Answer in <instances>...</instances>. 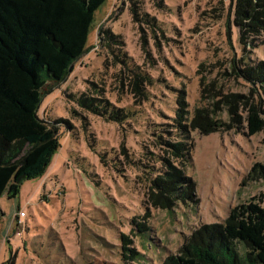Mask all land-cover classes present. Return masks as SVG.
Returning <instances> with one entry per match:
<instances>
[{"label": "rangeland", "instance_id": "obj_1", "mask_svg": "<svg viewBox=\"0 0 264 264\" xmlns=\"http://www.w3.org/2000/svg\"><path fill=\"white\" fill-rule=\"evenodd\" d=\"M257 3L245 13L238 0L102 4L84 55L44 87L38 117L64 120L59 149L16 198H0V264H163L232 207L264 206V178L244 180L253 164L264 165V94L248 75L264 65ZM251 107L263 119L255 135ZM201 109L217 130L196 127ZM182 135L192 148L180 165L166 142ZM167 162L184 169L195 191L165 209L151 180Z\"/></svg>", "mask_w": 264, "mask_h": 264}, {"label": "trees", "instance_id": "obj_2", "mask_svg": "<svg viewBox=\"0 0 264 264\" xmlns=\"http://www.w3.org/2000/svg\"><path fill=\"white\" fill-rule=\"evenodd\" d=\"M106 1L0 0V198L5 193L16 198L23 182L41 176L59 149V124L64 120L51 123L38 117L44 87L63 81L84 55L96 11ZM252 1L238 0L239 11L245 13ZM248 71L264 94V65ZM178 104L176 122L182 131L187 103L180 97ZM202 112L197 110L196 127L203 133L217 130L213 129L215 122L200 119ZM262 125L263 119L251 107L250 134H257ZM180 138L166 144L182 165L189 160L192 145L183 135ZM179 164L168 163L151 180L152 191L165 199V209L176 201L194 199L195 185ZM260 178H264V165L256 163L244 180ZM136 227L141 233L147 229L139 223ZM1 238L0 234V242ZM124 248L131 252L124 256L134 254L133 260H141L139 253ZM178 252L163 264H264V206L252 201L232 207L224 221L194 230Z\"/></svg>", "mask_w": 264, "mask_h": 264}, {"label": "built area", "instance_id": "obj_3", "mask_svg": "<svg viewBox=\"0 0 264 264\" xmlns=\"http://www.w3.org/2000/svg\"><path fill=\"white\" fill-rule=\"evenodd\" d=\"M25 215H26L25 212H22V213H21V216H25Z\"/></svg>", "mask_w": 264, "mask_h": 264}]
</instances>
